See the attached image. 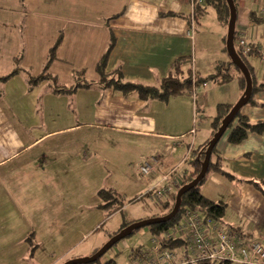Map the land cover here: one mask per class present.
<instances>
[{"label":"crops","instance_id":"1","mask_svg":"<svg viewBox=\"0 0 264 264\" xmlns=\"http://www.w3.org/2000/svg\"><path fill=\"white\" fill-rule=\"evenodd\" d=\"M195 1L204 3L203 0ZM193 2L0 0V264H61L70 258L87 257L115 232L108 231L107 236L100 235L92 244L81 245L73 256H67L68 251L59 257H50L45 263L39 260L41 253L38 256L37 249L41 248L43 239L35 240L36 226L30 224L36 223L35 215L41 216L51 210V204L43 207V188L36 183L71 170L75 172L77 159L87 160L79 168L94 169L99 166L95 159L101 153L109 167L117 168L120 164L116 159L122 160L124 145L127 149H138L139 139L145 138L146 148L139 149L135 166L130 164L137 169L141 179L145 176L140 165L151 156L159 159L156 170L145 177L153 182H158L162 174L175 170L173 177L181 183L184 174L192 170L191 163L198 157V150L213 138L216 131L217 106L235 104L244 91L236 69L230 67L235 83L216 85L207 90L208 84H202L206 88L198 86L202 99L196 108L211 120L203 131L193 128L196 111L191 103L192 89L167 100L143 99L138 91L124 94L114 87L99 84L80 87L72 93L58 92L52 80L32 85L30 77L40 75L50 48L61 35L56 58L50 64V74L65 87L73 84L67 86L65 83L69 78L64 82V75L71 77L76 71H84L85 79L97 82L100 78L97 63L113 34L114 46L106 64L108 77L159 87L164 78L176 72L174 65L178 62L177 69L184 78L181 63L192 53V23L196 18ZM235 4L237 36L244 33L249 46L262 50L264 0H235ZM210 7H206L205 12H209ZM33 10L38 14L32 22L40 29L29 26L28 16ZM217 17L215 32L219 44L217 57L212 61L214 64L217 60L225 61L227 52L223 48L226 25L219 15ZM41 21H46L45 30ZM245 58L254 83L251 101L240 111L250 122H261L264 121V57L258 50ZM206 68L196 65L194 71L198 74ZM39 89L47 100H41V108L37 103ZM28 93L35 96V126L34 123L29 126L27 121L26 113L32 110L26 105ZM61 96L69 99L73 119L63 115L68 112L65 103L56 106L55 99ZM162 108L178 112V117L174 115L167 122L181 128L164 131V119L160 118ZM238 124L235 119L213 153V161L219 162L222 170L232 177L217 170L209 171L201 185V193L209 200L226 203L225 214L218 220L220 223L235 227L247 241L259 240L264 245V194L253 184L264 181V132L250 131L240 142H232L229 135ZM35 127V134L27 130ZM107 147L111 149L109 153ZM28 153H32L35 160L33 165L26 162ZM184 164L187 166L180 171L179 167ZM28 166L35 171L28 173L25 170ZM29 176L33 177L35 184L28 181ZM136 182L139 184L138 180L130 184ZM56 191L54 187L48 193ZM165 204L160 206L161 213L153 217L161 216L166 210ZM58 219L54 213V222L58 223ZM135 251L131 250L126 264H139L138 260H143L140 252ZM178 252L183 254L180 247Z\"/></svg>","mask_w":264,"mask_h":264},{"label":"rangeland","instance_id":"2","mask_svg":"<svg viewBox=\"0 0 264 264\" xmlns=\"http://www.w3.org/2000/svg\"><path fill=\"white\" fill-rule=\"evenodd\" d=\"M35 14H38L36 10L31 11V14H29V26L34 25L36 29H40V27L36 26L32 22V20L37 17ZM217 15H219L218 11L215 8L210 7L209 12L206 11L198 13L196 18L193 19V37L191 40L192 53L185 58V61L183 63H181L182 72L183 74H185V76L192 75L193 72H196L194 71L196 69V65L199 67H207L206 69H202L201 72L198 71V75L200 77H208L207 88L204 87L202 83H200L199 86L200 88H206V90L210 87H216V85H222L220 83L216 84L218 82L209 79V77L217 70L218 64H222L224 67H228V63L230 62V57L227 52L225 53V61L217 60L216 64H214L215 62H212L214 58L217 57L219 44L217 41L218 34L215 32V23L218 21ZM45 22L46 21H41L43 30H45ZM46 24L49 25V21H47ZM226 35L227 25L223 45L225 51H227L225 47ZM262 52L264 53V47H262ZM231 69L235 68L231 66ZM75 74L76 73H72L71 77L68 75H64V82L69 78L68 82L66 81L67 83H65L67 84V86L75 84ZM176 74H178V76L181 74L178 69H176ZM231 83H235V80H230L223 84L230 85ZM40 89H42V87ZM40 89L37 90L39 92V97L37 100L39 108L42 107V99L47 101L45 98V93H43ZM198 89L199 88H197L195 92H191V103L192 105L194 104V108L196 111V122L193 120V128H198V130L202 129L203 131L205 129L206 123H209L210 125L211 120L206 116H202L201 111L196 108L197 105L199 106V102H201L202 99V94L199 93ZM34 90H36V88H34ZM43 94L44 97H42ZM62 96L55 99V104L57 107H60L65 103L68 112L66 114L63 113V115L67 119H73L74 116L70 110L71 107L68 106L69 99L67 100L66 97ZM27 97L28 101L26 105L29 106L30 109H32L31 111H28L26 113L27 121L29 123V126L33 123L35 126V96L33 93H28ZM9 114L12 115V112L9 111ZM174 115H176V117L179 116L176 110H172L171 112L167 109L165 111V108L161 109L160 118L161 120L164 119V131L170 130L171 132H173L172 130H178L179 128H181L179 127V125L173 126L171 125V123L167 122L169 121V119L171 120V117ZM27 130H32L34 132L33 134H35L36 127L33 129L28 128ZM107 136L114 135L107 134ZM144 139L145 138L139 139L140 143H138L137 145L140 148L138 149H133V147L127 149L125 148L126 145H124V151L121 154L122 160H119L118 158L116 159L120 164V166L117 168L109 167L108 162L103 161L102 154L100 153V155L95 159V162H97L96 165L99 166H93L95 167L94 169H89L88 167H86L85 170H83L79 168V165H83L87 160L83 162V159H77L76 166L78 170L76 169L75 172L71 170L69 173H61L55 178H45L47 180H42L36 183L39 188H43V190H41V198L43 197L41 202L43 207L51 204V210H47L46 212L41 214V216L35 215L34 219L36 220V223L34 222L30 224L31 226L33 224L34 227L36 226L35 230L37 236L35 237V240L38 241V238L43 239L41 241V248L37 249V255L41 253V256L39 257V260L41 262L45 263V261L49 260L50 257H59L68 251L70 253L67 256H73L78 252L81 245L85 246L89 243L92 244L94 241L99 240L100 235L102 236L106 234L107 236L108 231L114 232L125 223L138 222L151 218L155 214L161 213L158 201L159 198L157 194L153 191L148 192L151 187L154 186L157 182H153L151 178L148 179L144 177L143 179H141V176L137 172V169L130 165L133 163V165L135 166V163L137 162L136 160L140 153L139 149L146 148L147 144L144 143ZM107 149L109 153V150L111 149L109 147H107ZM27 157V164L33 165L35 160L32 157V153H28ZM88 160L91 162V159L88 158ZM185 166H187V164L180 166L179 170L181 171ZM25 170L28 173H33L35 171L29 166L25 168ZM136 180L139 181V184L137 182L135 183V185L130 184L131 181ZM28 181L32 182V184H35L33 177L29 176ZM30 186L31 184L28 187ZM32 186L35 187V185ZM54 187L57 188V191L48 193L49 189H53ZM101 188H112L118 192L117 197L119 198L118 204L120 205V209L116 211H110L98 207V203L102 201L99 198L97 191ZM176 194L173 198L171 197L167 199L166 197L163 200L164 204L169 203L173 207L176 201ZM45 195H47V197ZM46 200H48L49 202H47ZM31 203H34V200H32ZM54 213L59 218L58 223H55L53 220ZM150 227L151 225L144 226L140 230H134L130 235L118 241L99 258L100 262L109 259H115L116 264H126V260L129 253H131V250H135L137 249V247H141L142 251H148L154 246L153 239L157 238L159 241H164V232L153 234ZM59 237H61L63 240H61V238ZM109 239L110 238H108L101 245V247L105 243H107ZM238 256L241 255L238 254ZM36 258L38 259L37 256ZM63 262H66V260ZM63 262H61V264H63ZM138 262L139 264H145L144 260H138Z\"/></svg>","mask_w":264,"mask_h":264},{"label":"trees","instance_id":"3","mask_svg":"<svg viewBox=\"0 0 264 264\" xmlns=\"http://www.w3.org/2000/svg\"><path fill=\"white\" fill-rule=\"evenodd\" d=\"M21 1H23V0H21ZM194 2H195L194 3L195 4L194 5L195 16H197L198 13L205 12L206 7L212 6L218 11L220 19L226 25H228L230 10H229V6L227 4V0H203V2H204L203 4L196 2L195 0H194ZM237 37L238 36H237V31H236L234 44H235V47H236L239 55L246 62V58H245L246 55L249 53H252L254 51H258L259 49L256 50L253 46H250L251 50L248 53H245L238 46ZM61 40H62V36L60 35L58 37V39L55 41V43L52 45V47L50 48L48 60L46 61V64H45L42 72L40 73V75H38L36 77L35 76L30 77V82L32 85L33 84H39L40 82H43L45 80L50 79L53 81V84L55 86L56 91H58V92L66 91V92L72 93L80 87H91L94 84H99V85H102L104 87H114L115 89H119L122 92H124V94H129L132 91H138L141 98H143V99L160 98V99L167 100L169 97H171L173 95L181 94L184 91H188V90L192 89L193 77L195 78V82L197 85H200V83H202V82H207V80H208V77H206V78L200 77L197 74V72H193L192 75H186V77H184V78L182 75L178 76V74H176V72H175V73H172L170 76L164 78L161 85L159 87H157V86H147V85L133 83V82H122L120 79H115V77H108L109 73H107V71H106V64H107L109 53L114 46V38H113V34H112L110 44L108 45L107 50L103 53V55L101 56V58L99 59V61L97 63L96 69H97L99 76H100L98 81L97 82L88 81L87 79L84 78V71H76L75 72L76 73L75 74V80H76L75 84H73L70 87H65L64 85H62L58 82L57 77L51 75L49 72L50 64L56 58V50H57L58 46L60 45ZM259 52H260V50H259ZM174 66H176V69H177L179 67L178 62H176V64ZM231 66H233L240 73L241 84H242L243 89H245V78H244L242 72L240 71V69L236 65H234L231 60L228 63V67H224L222 64H218L216 72L212 73L210 75L209 79H212V80H214L220 84H223V83H226V82L232 80L234 77V74H232L230 72ZM17 70L18 69L14 70L12 73L13 74L16 73ZM250 101H251V99L248 102H250ZM233 106H234V104H232V105H230V104H228V105L227 104H219L217 106L218 115H217V118L214 122L216 131L221 126V122H222L223 118L229 113V111L231 110V108ZM235 119H237L239 121V124L234 126L230 132L229 137H230V140L232 142H240L241 140H243L247 136V134L250 131L259 132V133L264 132V121L252 123V122H250V120L247 117L242 115L241 111H239L236 114L233 121ZM233 121L229 125V127L233 124ZM209 142H210V140H208L198 150V153H199L198 157L194 160V162L191 163L193 165V168L191 171H187L184 174L183 180L181 182V186L190 182L191 180H193L197 176V174L199 173V171L201 169V163L205 157V150H206ZM215 149H216V147H214L212 155H211V161H210L208 172L211 170H217V171L224 173L225 175H227L229 177H232L229 173L222 170L219 162L213 161V153L215 152ZM205 178H206V176L204 177V179L199 184H197L196 186H194L189 191H187L186 193L183 194L180 210L174 218H172L169 221L160 222V223H156V224L151 225L150 228H151V231L153 232V234H158L161 232L168 231L171 227H173L180 220L183 213L185 211H188V210L196 211V212L200 213L203 217H210V218H212L213 221H218V220L222 219V217L225 214V210H226L227 205L224 202H215V201L209 200L202 195L201 185L205 181ZM253 184L257 188H259L262 191V193L264 194V181L255 182ZM117 195H118L117 191H113L111 189H105V188L100 189L98 191V196L102 202L100 203L99 206L103 209H107L110 211H116V210L120 209V205L118 204L119 198L117 197ZM164 207H166V210L161 215L167 214L173 208L171 206V204H169V203L168 204L166 203L164 205ZM129 224H130V222L123 224L118 230H116L113 234L110 235V238L113 235L119 233L122 229H124V227H126ZM231 228H233V227H231ZM234 229H235V227H234ZM162 246L168 247V248L174 249V250L179 249V247H180L183 251L182 255L188 256V257L190 256V253H191L188 249V242H186L181 237H178V238L173 239L171 241H163ZM97 250H99V248ZM135 252L136 253L140 252V255H142L141 247L137 248ZM95 262L101 263V264H115L116 260L115 259H109V260H105L103 262H100V259H97ZM193 264H234V263L231 262L230 260H221V261H218V260L217 261L200 260L197 263H193Z\"/></svg>","mask_w":264,"mask_h":264},{"label":"built area","instance_id":"4","mask_svg":"<svg viewBox=\"0 0 264 264\" xmlns=\"http://www.w3.org/2000/svg\"><path fill=\"white\" fill-rule=\"evenodd\" d=\"M246 39L244 33L238 34L237 44L245 53H248L251 48ZM262 56L264 57L263 52ZM202 84L206 85L207 82ZM198 86L193 77L192 90L195 92ZM158 163L157 156H151L143 161L140 166L142 175L145 177L151 175ZM174 172L175 170H172L162 174L161 179L148 191L157 194L160 206H163V200L166 197L173 198L177 189L181 187L179 180L173 177ZM164 236V241L183 238L188 242L190 256L180 254L178 249L162 246L163 241L156 238L153 239V248L142 252L143 260L147 264H193L200 260H230L234 264H264V245L261 241H247L236 229L225 226L219 221H213L210 217H203L196 211H185L180 220L164 232Z\"/></svg>","mask_w":264,"mask_h":264},{"label":"water","instance_id":"5","mask_svg":"<svg viewBox=\"0 0 264 264\" xmlns=\"http://www.w3.org/2000/svg\"><path fill=\"white\" fill-rule=\"evenodd\" d=\"M227 4L229 6L230 10V16L228 20L227 25V36H226V49L227 53L233 62L234 65H236L240 71L242 72L244 78H245V89L241 95V97L238 99V101L234 104V106L231 108L229 113L223 118L221 122V126L219 129L215 132L213 138L208 143V146L205 150V157L201 163V169L197 176L191 180L190 182L182 185L176 194V201L175 204L170 212H168L165 215L161 216H155L151 217L145 220H141L138 222H133L124 227L119 233L113 235L107 243H105L99 250H97L93 255L87 256V257H81V258H74L67 260L63 264H89L95 262L97 259H99L109 248H111L113 245H115L118 241L125 238L126 236L130 235L134 230L141 229L144 226H150L152 224L160 223L169 221L172 218H174L181 206L182 196L184 193L189 191L191 188L199 184L204 177L206 176L210 161H211V155L213 152L214 147L217 145L218 141L222 137V135L225 133L229 125L232 123L234 117L236 114L241 110V108L248 103V101L251 99L252 92H253V78L252 74L250 72V69L246 62L241 58L239 55L235 44V33H236V21H237V7L234 0H227Z\"/></svg>","mask_w":264,"mask_h":264}]
</instances>
